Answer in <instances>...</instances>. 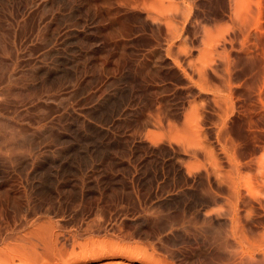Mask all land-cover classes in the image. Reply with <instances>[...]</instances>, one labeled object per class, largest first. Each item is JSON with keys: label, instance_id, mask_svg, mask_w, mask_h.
Returning a JSON list of instances; mask_svg holds the SVG:
<instances>
[{"label": "bare ground", "instance_id": "bare-ground-1", "mask_svg": "<svg viewBox=\"0 0 264 264\" xmlns=\"http://www.w3.org/2000/svg\"><path fill=\"white\" fill-rule=\"evenodd\" d=\"M101 235L264 264V0H0V264Z\"/></svg>", "mask_w": 264, "mask_h": 264}, {"label": "rangeland", "instance_id": "rangeland-1", "mask_svg": "<svg viewBox=\"0 0 264 264\" xmlns=\"http://www.w3.org/2000/svg\"><path fill=\"white\" fill-rule=\"evenodd\" d=\"M66 229L73 232L70 227H67ZM93 241H95V252L91 250V248L94 247L91 246V248H89L88 236L79 237L78 244H76L74 248L70 244L65 245L61 242V245L59 244L57 247H52L54 251L52 250L53 253L51 252L52 255L49 257L51 259L47 262L48 264H151L147 262V260L145 261V259H142L141 255H137L135 250H133L134 247L147 248L146 245H138L134 243L121 244L117 237L106 235L94 237ZM150 251L151 250H149V253ZM169 260L166 259L167 263L171 264V261ZM18 263L19 262L16 264Z\"/></svg>", "mask_w": 264, "mask_h": 264}]
</instances>
